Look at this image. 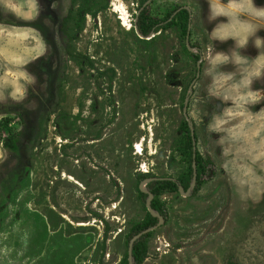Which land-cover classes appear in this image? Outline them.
I'll return each instance as SVG.
<instances>
[{
	"label": "rangeland",
	"instance_id": "rangeland-1",
	"mask_svg": "<svg viewBox=\"0 0 264 264\" xmlns=\"http://www.w3.org/2000/svg\"><path fill=\"white\" fill-rule=\"evenodd\" d=\"M112 2L41 0L32 26L49 52L28 66L35 90L24 104L0 105V122L10 119L3 138L8 129L19 138L15 152L0 140V264H121L128 235L150 213L140 192L153 176L175 181L197 170L194 147L203 184L194 196L181 185L161 195L168 221L153 231L143 264H264V198L237 197L215 141L188 117L201 81L207 3L122 0L127 29ZM186 7L191 30L181 15L170 16ZM142 10L170 26L144 37ZM145 175L153 176L140 180Z\"/></svg>",
	"mask_w": 264,
	"mask_h": 264
},
{
	"label": "clouds",
	"instance_id": "clouds-1",
	"mask_svg": "<svg viewBox=\"0 0 264 264\" xmlns=\"http://www.w3.org/2000/svg\"><path fill=\"white\" fill-rule=\"evenodd\" d=\"M205 2L201 81L188 117L215 141L213 154L237 197L264 198V87L256 86L264 81V4ZM41 12V0H0V15L23 22L0 19V105L24 104L35 90L37 76L28 66L49 52L44 36L32 26ZM207 25H212L210 30ZM229 41L227 48L217 47ZM250 46L256 55L247 53Z\"/></svg>",
	"mask_w": 264,
	"mask_h": 264
},
{
	"label": "trees",
	"instance_id": "trees-1",
	"mask_svg": "<svg viewBox=\"0 0 264 264\" xmlns=\"http://www.w3.org/2000/svg\"><path fill=\"white\" fill-rule=\"evenodd\" d=\"M183 13H185V17H183V20L185 21V24L187 26V20H188V11L182 10ZM85 12L81 11L79 16V24L81 21L85 20ZM73 18V12H69L68 16L64 20L65 22H68ZM66 23H64L65 26ZM170 26V24L165 22H159L158 20L152 19L146 10H142L137 18V29L140 32L141 35L144 37H149L152 33L158 32L160 29H167ZM10 124V119L6 118L4 123L0 122V140H2L3 147L5 149H8L10 151H17L19 147V138L18 135L15 133L13 129H8L9 135L7 138H3V127ZM191 142V140H190ZM193 149V146H192ZM194 152L191 150V159L193 161ZM197 170L193 169L191 167L190 172L185 178L178 179V180H164V179H158L153 175H145L140 178V180H143L146 177H152V181L148 184L147 190L148 193L140 192V197L144 204L148 203V200L150 198V195H153V199L150 203V206L152 210L163 217L165 222L168 221V214L166 213L164 209V205L161 202V195L165 194L167 192H174L177 191L179 188V185H181L184 190L190 191L191 195H195L199 189L202 186L203 181V174H204V165L201 160V156L197 152ZM196 177V179H195ZM195 181V184H194ZM194 184V186H193ZM160 220L150 213L147 215L146 219L140 223H138L131 233L128 235L127 243L128 245L132 241V239L136 236H139L137 238L133 245H132V252H131V258L128 254L121 262V264H143L145 259L147 258L148 249H149V242L153 235L154 228H156L159 224Z\"/></svg>",
	"mask_w": 264,
	"mask_h": 264
},
{
	"label": "bare ground",
	"instance_id": "bare-ground-1",
	"mask_svg": "<svg viewBox=\"0 0 264 264\" xmlns=\"http://www.w3.org/2000/svg\"><path fill=\"white\" fill-rule=\"evenodd\" d=\"M113 7H114V12L119 14V18L122 21L123 25L127 27V29H131L130 27V21H129V12L127 11V8L123 4L122 0H113ZM139 34V33H138ZM67 177V176H66ZM71 181H75L72 177L68 178Z\"/></svg>",
	"mask_w": 264,
	"mask_h": 264
},
{
	"label": "flooded vegetation",
	"instance_id": "flooded-vegetation-1",
	"mask_svg": "<svg viewBox=\"0 0 264 264\" xmlns=\"http://www.w3.org/2000/svg\"><path fill=\"white\" fill-rule=\"evenodd\" d=\"M256 2H257V4H264V0H256ZM187 10L188 11V20H187V30L188 29H192L191 27H192V17H191V12H190V8H188V7H186V8H179V11H176V12H173V13H171L170 14V16H178V14L179 15H181V19H182V21H184L183 20V17H185V13H183L182 12V10ZM165 22V21H164ZM168 22V21H167ZM185 22V21H184ZM161 30V29H160ZM159 30V31H160ZM260 35H264V31H263V33L261 32L260 33ZM189 38V37H188ZM199 76H201V73H199ZM194 154L195 155H197V150H196V147H194ZM201 156V155H200ZM196 157V156H195ZM193 159H194V157H193ZM203 163V162H202ZM205 169V168H204ZM159 225H160V222H159V224H158V226L157 227H159ZM156 227V228H157ZM156 228H154V230L156 229Z\"/></svg>",
	"mask_w": 264,
	"mask_h": 264
},
{
	"label": "water",
	"instance_id": "water-1",
	"mask_svg": "<svg viewBox=\"0 0 264 264\" xmlns=\"http://www.w3.org/2000/svg\"><path fill=\"white\" fill-rule=\"evenodd\" d=\"M195 179H196V177H195ZM194 184H195V181H194ZM194 184H193V186H194ZM145 192H146V191H145ZM145 192H144V193H145ZM146 193H148V192H146ZM152 199H153V195H150V198H149V200H148V206H149V209H150V213H151V215H153L154 217L158 218V219L161 221L160 224H162V223L164 222L163 217H161L160 215L156 214V213L152 210V208H151V206H150V203H151ZM137 238H139V236L134 237V238L132 239V241L130 242V244H129V248H130L129 255H130V258H131V252H132V245H133L134 241H135Z\"/></svg>",
	"mask_w": 264,
	"mask_h": 264
}]
</instances>
